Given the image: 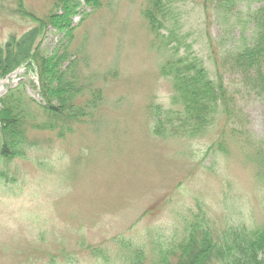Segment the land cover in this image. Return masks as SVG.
Segmentation results:
<instances>
[{"label":"rangeland","instance_id":"1","mask_svg":"<svg viewBox=\"0 0 264 264\" xmlns=\"http://www.w3.org/2000/svg\"><path fill=\"white\" fill-rule=\"evenodd\" d=\"M55 1L21 3L43 18ZM98 4L80 7L70 42L51 28L43 39L47 55L62 42L59 54L67 50L76 61L79 84L100 89L101 100L63 138L59 130L32 128L41 121L32 115L22 155L0 158V264H132L138 255L159 264L193 224L222 239L228 229L264 223V181L246 151L234 144L228 156L209 150L218 122L201 136L179 137L166 122L156 129L148 111L158 106L173 117L178 110L172 83L160 73L164 63L193 57L213 79L219 57L251 39L249 17L264 0H163L158 35L143 16L146 0ZM19 10V0H0V47L33 27ZM25 72L0 81V98L21 86L40 102L37 77ZM224 80L243 118L238 126L264 152V98L238 76Z\"/></svg>","mask_w":264,"mask_h":264},{"label":"trees","instance_id":"2","mask_svg":"<svg viewBox=\"0 0 264 264\" xmlns=\"http://www.w3.org/2000/svg\"><path fill=\"white\" fill-rule=\"evenodd\" d=\"M143 16L149 29L158 35L163 28V0H146ZM234 5L238 0H219ZM261 1V0H259ZM97 10L98 0H56L53 9L43 18L27 13L19 0V13L34 24L20 37L10 39L0 47V81L18 69L36 75L40 102L26 97L24 89L17 86L0 98V158L13 159L22 155L21 143L32 117L41 121L32 128L48 131L71 132V123L86 121L96 111L101 100V90L79 84L75 75L76 61L67 50L59 54V42L51 55L42 49V42L49 28L63 35L70 42L74 27L72 20L81 14L80 7ZM84 14V13H83ZM253 24L251 39L238 50L226 52L215 64V77L211 79L202 63L196 58H177L163 64L160 73L172 83L171 104L177 107L173 117L165 116L162 108L150 106L149 115L156 119V129L164 127L175 136L195 138L206 133L218 122L219 136L210 151L229 155V144L246 157L256 168V176L264 181V152L257 149L242 122L241 112L229 93L224 75L239 77L240 84L248 91L264 98V7L249 17ZM75 59V58H74ZM73 60V61H72ZM70 63L62 70L64 63ZM87 91L88 97H85ZM39 108V115L31 106ZM243 115V114H242ZM244 117V116H243ZM175 120H172V119ZM252 149L251 151L248 150ZM263 170V175L260 170ZM137 260V261H136ZM136 261V262H135ZM140 255L132 264H143ZM159 264H264V223L256 230L245 227L228 229L222 239H215L202 223L186 229L185 239L174 250L163 253Z\"/></svg>","mask_w":264,"mask_h":264}]
</instances>
